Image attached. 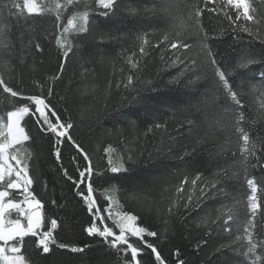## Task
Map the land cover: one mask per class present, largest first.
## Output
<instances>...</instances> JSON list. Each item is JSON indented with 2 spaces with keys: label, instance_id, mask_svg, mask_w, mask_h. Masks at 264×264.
<instances>
[{
  "label": "trees",
  "instance_id": "1",
  "mask_svg": "<svg viewBox=\"0 0 264 264\" xmlns=\"http://www.w3.org/2000/svg\"><path fill=\"white\" fill-rule=\"evenodd\" d=\"M12 3L22 5L23 0H0V26H10L15 45L11 49L0 48V75L25 95L42 94L63 121L72 122L69 134L91 159L94 196L102 210L106 206L117 208L116 203L107 199L111 195L118 202L119 211L136 215L139 226L156 231L157 237L145 239L157 247L165 264H179L180 260L185 264H247L243 255L234 252L236 248L241 253L245 251V241L225 246L243 234L244 223L250 218L251 190L246 182L249 178L257 183L259 204L254 239L258 243L264 240V168L248 166L245 176L243 167L234 163L241 159L242 141L235 131L238 112L243 113L245 120L241 126L250 136L264 138V118L260 116L264 96L260 91H252V85L259 88L262 83L258 77L264 72V64L237 68L242 56L261 50L259 41L238 28L233 31L234 25L223 13L219 9L216 13L208 11L204 0H118L115 14L108 17L101 14L103 9L93 5L88 31L67 34L65 49L71 50L65 57V49L55 43L58 33L54 14L25 20L18 17ZM250 3L256 10L253 14L264 19V0ZM197 6L204 9L199 17L202 27L196 26L195 19H189ZM70 11L65 13V24ZM229 11L235 15L234 10ZM238 23L257 27L243 20ZM261 31L264 32V25ZM177 32L190 48L169 47ZM21 34L24 45L32 36L36 39L25 47L20 43ZM166 34L169 41H163ZM145 39L147 44H143ZM35 43L40 44L42 51H37ZM203 43L208 45L221 70L229 75L234 90L243 92L242 109L225 96ZM141 46L145 48L144 55L139 52ZM129 58L138 61V68L132 67ZM192 60L196 61L194 66ZM129 74L134 77L132 87L136 91L124 87ZM9 99L15 100V104L8 99L0 101V115L5 120L7 111L26 102ZM225 106L234 111L223 121L229 127L219 131L215 121L224 116ZM155 124L165 127L156 129ZM22 125L30 140L17 147L22 154L25 149L31 152V190L43 203L46 224L50 226V219H57V242L85 248L72 253L53 246L50 253L40 255L34 238L26 237L24 253L35 264H134L130 250L121 254L102 237L87 232L93 216L64 175L67 169L69 175L79 179L77 169L87 167L83 155L64 138L57 160L55 137L41 131L31 115L25 117ZM149 127L152 131H148ZM110 158L123 159L127 171L111 173ZM249 159L251 164L256 163L255 158ZM261 161L264 163V154ZM218 172L225 193L202 201L198 207L185 208L192 190L190 181L197 174H203L205 180L212 179ZM186 177L189 183L184 185L183 192H178ZM80 187L86 191L85 185ZM196 195L198 192L193 195L194 200ZM237 201L238 220L229 223L230 232L224 231L222 220L211 223L223 205L231 206ZM131 239L143 249L138 259L143 264H156L151 249L136 238ZM257 253L264 254V244Z\"/></svg>",
  "mask_w": 264,
  "mask_h": 264
},
{
  "label": "snow or ice",
  "instance_id": "2",
  "mask_svg": "<svg viewBox=\"0 0 264 264\" xmlns=\"http://www.w3.org/2000/svg\"><path fill=\"white\" fill-rule=\"evenodd\" d=\"M118 0H23V4L12 3L11 7L17 10L18 17L23 16L25 20L32 16H42L47 13L54 14L55 16V29L58 33L55 35V43L60 48L65 49V45L68 43L67 34L70 31H76L79 33H86L88 31L89 16L96 7L103 9L101 13L103 16L108 17L110 14H115ZM209 4L216 5L215 7L208 8ZM205 8L208 11L216 13L219 9L223 13L224 17L234 25L233 31L237 28L240 32L246 33L253 37L254 40H258L261 44V50L258 52L249 51L247 54L241 57L240 62L237 65L239 69H247L256 64H264V32L261 31V26L264 25V19L258 18L255 13V9L251 7L250 0H204ZM67 16L66 24L65 13L69 12ZM229 9L234 10L233 16ZM204 9L199 6L195 7L194 11L189 14V19H195L197 27L200 25L199 17H201ZM26 13V15H24ZM252 22L257 25L254 29L249 26L248 23L240 24L239 21ZM63 25V26H62ZM10 26H0V48L11 49L15 45L10 37ZM181 34L176 33L175 38L169 43V47L177 49L178 47L188 49L191 46L187 43H183L180 39ZM207 38V37H206ZM20 43L25 46H31L36 39L32 36L27 45H24L23 34L19 37ZM163 41H169V35H164ZM145 39L143 44H147ZM159 45H157L158 47ZM204 49L208 50V57L210 63L214 66V75L218 77L220 87L223 89L225 96L228 100L238 106L240 109L244 107L240 96L243 92H237L234 90L230 77L226 71L221 70L217 64L214 55L211 50L208 49L206 43L202 44ZM37 51H42L39 43H35ZM70 48L65 49L64 56L67 57ZM141 55L145 54V48L141 46L139 48ZM129 63L133 68H138V61H134L129 58ZM194 66L196 61H191ZM183 75V73H181ZM55 78V77H54ZM262 83L259 88L256 85H252V91H260L264 96V72H261L258 77ZM134 82L133 75L129 74L127 77V83L124 84L126 89L130 91H136L132 87ZM38 83V82H37ZM119 87V85H118ZM0 101L8 99L9 103L15 104V100L9 98H19L26 101L20 106H16L14 110L6 112V120L4 116L0 115V264H35L23 251L25 248V238H34L35 247L40 250V255L48 254L53 250V246L59 249H68L72 253H80L85 251L84 247L72 246L67 243H58L55 230L58 227V221L55 218L50 219V226L46 224V217L42 211L43 203L41 199L37 197L34 191L31 190L33 184V177L29 175L28 159L31 156V152L24 150V154L21 153V149L17 146L23 145L30 140L29 134L26 132L25 127L22 125L25 117L31 115L35 117L37 125L40 130L47 133H51L55 137V156L57 160L60 159V147L63 143V139L71 141L78 152L83 155L85 161H87V167L83 170L77 169L79 172V179H74L69 175L67 169H64V175L69 181H71L75 187L76 194L86 203L88 212L93 216V222L87 228V232L90 236L98 235L107 242L112 249H116L121 254H126L129 250L131 253V261L134 264H143L142 259H138L143 252V249L132 241L131 238H136L137 241L142 242L147 249H151V252L155 254L156 264H165L161 253L157 251V247L152 242L145 239L147 237H157L156 231H150L146 227L139 226L137 221L138 217L134 214H130L126 211H115L110 207H102L98 204L96 197L94 196L95 189L93 187V166L91 159L87 152L76 143L71 135L69 129L73 127L72 122L63 121L55 108L47 102V98L42 94L25 95L23 90H16L14 87L0 75ZM3 94H8L7 97ZM51 89L48 91V96H51ZM137 100V97L133 98ZM260 108L264 110V102L261 103ZM224 116L215 121L217 130L224 131L229 125L223 121L227 119V116L234 109L225 106L222 109ZM238 118L236 120L235 131L239 133L240 140L242 141L239 148L241 159L234 161L238 163L244 169L245 176H247V168L251 166L256 168L257 166L264 168V163L261 161V154H264V138L250 136L249 132L241 126L245 117L242 112L237 113ZM261 118H264V111L260 113ZM192 121H189L191 124ZM156 129L165 127L161 124H155ZM148 131H152V127H149ZM236 154L233 153V156ZM250 157L255 158L256 163L251 164ZM132 159L131 156L128 157ZM109 170L111 173H119L122 170L127 171L125 168V161L123 159L114 161L111 158L108 161ZM224 176H227V172L222 170ZM234 176H238V173L233 172ZM221 173H216L215 178L203 179V174H197L195 178L190 181L192 186L191 193L186 198L185 208H190L193 205L199 206V204L207 199H214L216 196L225 193V189L220 185L223 181L220 179ZM248 187L251 190V195L248 197V209L250 212V218L244 223L243 234L237 235L235 240L230 245L225 247H231L232 244H236L241 240L245 241L247 248L242 253L238 248L234 249L235 254L243 255L247 259V264H264V254H258L257 249L264 244V240L259 243L254 239V233L256 229L255 218L258 213L259 204L257 202V183L254 178L246 180ZM187 177L182 181L178 192L184 191V185L188 184ZM81 185L86 186V191L81 189ZM198 192V195L193 199V195ZM20 198L17 199L16 197ZM109 201L117 204L115 197L109 195L107 197ZM55 203V201H53ZM231 206L223 205L218 210V215L211 220L212 224H217L219 221H223L225 225L224 231L230 232L231 228L228 226L230 222L238 220V213L236 212V204ZM172 212V208H169V213ZM107 213V215H105ZM226 217V218H225ZM107 221H111L109 224ZM98 222V223H97ZM206 222V221H205ZM239 224L237 227L239 228ZM114 229H117L115 231ZM218 251H220L218 249ZM126 264H129L126 261ZM179 264H185L183 260L179 261Z\"/></svg>",
  "mask_w": 264,
  "mask_h": 264
},
{
  "label": "rangeland",
  "instance_id": "3",
  "mask_svg": "<svg viewBox=\"0 0 264 264\" xmlns=\"http://www.w3.org/2000/svg\"><path fill=\"white\" fill-rule=\"evenodd\" d=\"M250 5H251V3H250ZM113 210V214H115V211H117L118 209L115 207L114 209H112Z\"/></svg>",
  "mask_w": 264,
  "mask_h": 264
}]
</instances>
